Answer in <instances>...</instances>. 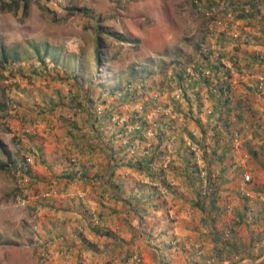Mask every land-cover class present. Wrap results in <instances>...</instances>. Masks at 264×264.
Instances as JSON below:
<instances>
[{
    "label": "rangeland",
    "instance_id": "rangeland-1",
    "mask_svg": "<svg viewBox=\"0 0 264 264\" xmlns=\"http://www.w3.org/2000/svg\"><path fill=\"white\" fill-rule=\"evenodd\" d=\"M10 1L0 264H264V0Z\"/></svg>",
    "mask_w": 264,
    "mask_h": 264
},
{
    "label": "trees",
    "instance_id": "trees-1",
    "mask_svg": "<svg viewBox=\"0 0 264 264\" xmlns=\"http://www.w3.org/2000/svg\"><path fill=\"white\" fill-rule=\"evenodd\" d=\"M20 3H22V9L24 10V13H25L27 10V7H28V3H29L28 0H11L9 3L4 4L3 7L8 9V10L16 9L20 5ZM97 30H98L99 34L97 35L98 38H97V42H96L94 60H95V63L98 65L100 63V59H101V54H100L99 49H100V39H101V36L103 33L99 28H97ZM104 34H106L107 36L109 35L112 38H115L119 42H126L124 37L119 36L116 33H104ZM97 73H98V70H97ZM3 154H5L4 151H3ZM11 164L12 163H10V162L0 163V170H5L7 168H10L12 166Z\"/></svg>",
    "mask_w": 264,
    "mask_h": 264
},
{
    "label": "built area",
    "instance_id": "built-area-1",
    "mask_svg": "<svg viewBox=\"0 0 264 264\" xmlns=\"http://www.w3.org/2000/svg\"><path fill=\"white\" fill-rule=\"evenodd\" d=\"M248 181H249V176L245 175L244 182H248Z\"/></svg>",
    "mask_w": 264,
    "mask_h": 264
}]
</instances>
